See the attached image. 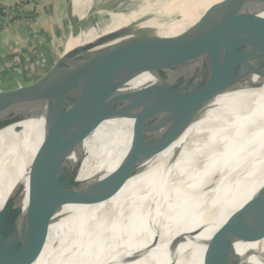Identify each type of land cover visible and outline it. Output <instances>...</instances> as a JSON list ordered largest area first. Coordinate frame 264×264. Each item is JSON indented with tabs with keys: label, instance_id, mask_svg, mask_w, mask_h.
Returning a JSON list of instances; mask_svg holds the SVG:
<instances>
[{
	"label": "bare ground",
	"instance_id": "6f19581e",
	"mask_svg": "<svg viewBox=\"0 0 264 264\" xmlns=\"http://www.w3.org/2000/svg\"><path fill=\"white\" fill-rule=\"evenodd\" d=\"M79 1L76 11L86 3ZM219 1L161 0L137 13H109L105 28L69 39L66 50L144 15L153 17L145 27L174 36ZM166 18L175 20L161 21ZM200 49L221 71H245L264 54V49L235 39L209 41ZM134 92L141 96L127 101L144 111L120 109L118 99ZM182 93L176 80L144 68L83 89L88 130L83 134L85 152L76 161L79 184L62 186L52 222L29 264H224L238 229L237 212L264 184V86L196 97L174 114L190 115L191 123L176 127L175 136L170 130L160 131L151 147L134 151L125 162L130 148L145 141L144 135ZM247 97L256 101L238 114L241 120L219 118L222 108ZM158 100L163 102L154 106ZM202 103L206 105L200 107ZM58 128V113L46 111L0 132L4 226L9 225L6 210L16 184L22 182L36 195L69 152L72 143L62 146ZM120 173L125 183L111 198L88 184L96 175L120 180ZM237 252L242 264H264V236Z\"/></svg>",
	"mask_w": 264,
	"mask_h": 264
},
{
	"label": "water",
	"instance_id": "95a60500",
	"mask_svg": "<svg viewBox=\"0 0 264 264\" xmlns=\"http://www.w3.org/2000/svg\"><path fill=\"white\" fill-rule=\"evenodd\" d=\"M123 1L107 0L102 9L113 13L112 10ZM75 3L76 0H68L66 8L70 39L73 40L82 33L86 22L85 18L78 22L74 18ZM263 13L264 0H222L207 8L192 25L174 36L159 35L153 28L145 27L144 23L153 19L146 15L69 50L65 46L57 59L33 79L0 91V132L39 113L57 112L62 146L67 148L72 143L65 158L48 174L39 193L34 195L29 188L27 192L22 182L12 189L6 210L9 225L4 226L0 221V264H29L52 222L53 205L62 186L79 184L76 179L80 166L76 161L85 152L83 134L88 130L83 122L86 100L82 92L85 87L140 68L170 77L180 85L183 91L180 98L176 102L171 100V109L144 135L145 141L130 148L124 160L128 162L134 151L151 147L160 131L170 130L175 136L176 127L191 123L193 118L190 115L175 117L174 114L196 97L223 95L241 89L256 90L264 86V54L248 63L245 71H221L216 61L205 57L200 49L209 41L222 39H235L264 49ZM172 20L175 19L161 21L169 23ZM134 96L141 95L134 92L127 94L125 100L119 98L120 109L144 111L139 104L127 101ZM161 102L158 100L154 106ZM205 105L202 103L200 107ZM58 142L60 144V139ZM251 172L250 166L247 167V174ZM122 176L120 173L118 180L96 175L88 184L111 198L123 187ZM237 214L238 229L224 264H242L237 248L264 236V184Z\"/></svg>",
	"mask_w": 264,
	"mask_h": 264
},
{
	"label": "crops",
	"instance_id": "0c3cea01",
	"mask_svg": "<svg viewBox=\"0 0 264 264\" xmlns=\"http://www.w3.org/2000/svg\"><path fill=\"white\" fill-rule=\"evenodd\" d=\"M0 0V91L40 74L70 39L68 0Z\"/></svg>",
	"mask_w": 264,
	"mask_h": 264
},
{
	"label": "rangeland",
	"instance_id": "374dc122",
	"mask_svg": "<svg viewBox=\"0 0 264 264\" xmlns=\"http://www.w3.org/2000/svg\"><path fill=\"white\" fill-rule=\"evenodd\" d=\"M106 1L107 0H88L79 11H76L75 8H73V16L77 20V22L81 21L83 18L86 19L81 32H85L89 29L100 30L105 28L109 24L110 14L104 12L102 9V5ZM146 1L148 2L146 3ZM160 1L161 0H125L120 5L116 6L112 10V12L128 14L137 13L145 9L148 3L156 4ZM33 78L34 77H31L28 80H31ZM255 101L256 100L253 97L240 99L235 104L222 108L219 113L221 115L219 116V118L223 120H241L242 115L238 114L252 107Z\"/></svg>",
	"mask_w": 264,
	"mask_h": 264
},
{
	"label": "built area",
	"instance_id": "2783aa9c",
	"mask_svg": "<svg viewBox=\"0 0 264 264\" xmlns=\"http://www.w3.org/2000/svg\"><path fill=\"white\" fill-rule=\"evenodd\" d=\"M32 2L33 0H19L18 5L23 6L25 4L32 3Z\"/></svg>",
	"mask_w": 264,
	"mask_h": 264
}]
</instances>
